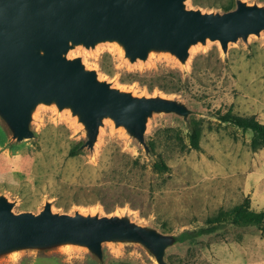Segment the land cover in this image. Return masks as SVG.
<instances>
[{"label":"rangeland","instance_id":"rangeland-1","mask_svg":"<svg viewBox=\"0 0 264 264\" xmlns=\"http://www.w3.org/2000/svg\"><path fill=\"white\" fill-rule=\"evenodd\" d=\"M227 1L184 3L187 9L223 12ZM244 1L264 5V0ZM75 56L112 87L173 97L190 113L184 119L153 112L144 131L148 151L110 118L103 119L93 147L80 148L86 139L82 124L54 104L35 107L34 136L19 142L0 118V194L12 202V212L37 213L49 201L52 212L127 215L178 237L246 197L252 209L264 208V147L252 150L250 131L216 118L217 111L232 110L255 114L264 123L263 30L229 41L225 52L218 40L192 44L185 62L167 51L131 62L113 41L76 45L67 53ZM192 120L201 126L198 148L189 144ZM158 157L168 171L153 167ZM101 247V260L84 246L63 244L16 250L1 255L0 264H157L139 243L105 241ZM164 258L168 264H264V233L253 225L228 224L178 239Z\"/></svg>","mask_w":264,"mask_h":264},{"label":"water","instance_id":"water-1","mask_svg":"<svg viewBox=\"0 0 264 264\" xmlns=\"http://www.w3.org/2000/svg\"><path fill=\"white\" fill-rule=\"evenodd\" d=\"M185 0H0V118L12 139L34 136L35 107L67 108L84 128L80 148H92L104 118L123 126L145 151L146 122L153 112L187 118L190 110L166 95H133L99 80L79 56L67 57L76 45L116 42L133 62L151 51H167L185 62L188 49L206 39L229 41L264 31V5L235 0L223 12L187 9ZM0 194V256L21 249H48L63 244L86 247L102 259V242L143 245L157 264H168L165 250L178 237L139 224L127 215L52 212L46 201L37 213H14Z\"/></svg>","mask_w":264,"mask_h":264},{"label":"trees","instance_id":"trees-1","mask_svg":"<svg viewBox=\"0 0 264 264\" xmlns=\"http://www.w3.org/2000/svg\"><path fill=\"white\" fill-rule=\"evenodd\" d=\"M220 7L223 11L231 10L235 7V0H228L225 4H221ZM107 55L108 54H104L103 58ZM216 118L221 122L231 123L242 131H250L251 137L249 145L252 150L264 147V123L260 122L255 114L243 115L232 112V110H227L223 113L217 111ZM190 123V131L188 134L189 144L192 148H198L201 136V126L197 120H192ZM150 148H152L151 145ZM70 153H74V150H71ZM153 167L159 172H166L169 169L166 162L160 157L153 162ZM228 224L236 226L253 225L264 233V208L259 210L252 209L250 207L249 199L246 197L243 201L229 209H219L216 214L207 218L205 225L192 230L182 231L179 234L178 239L184 240L212 233Z\"/></svg>","mask_w":264,"mask_h":264},{"label":"bare ground","instance_id":"bare-ground-1","mask_svg":"<svg viewBox=\"0 0 264 264\" xmlns=\"http://www.w3.org/2000/svg\"><path fill=\"white\" fill-rule=\"evenodd\" d=\"M68 56H70V55H68Z\"/></svg>","mask_w":264,"mask_h":264}]
</instances>
